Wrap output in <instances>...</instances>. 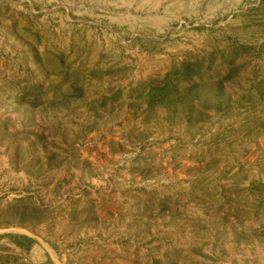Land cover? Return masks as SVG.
Returning a JSON list of instances; mask_svg holds the SVG:
<instances>
[{
  "label": "rangeland",
  "instance_id": "374dc122",
  "mask_svg": "<svg viewBox=\"0 0 264 264\" xmlns=\"http://www.w3.org/2000/svg\"><path fill=\"white\" fill-rule=\"evenodd\" d=\"M0 264H264V0H0Z\"/></svg>",
  "mask_w": 264,
  "mask_h": 264
},
{
  "label": "trees",
  "instance_id": "16d2710c",
  "mask_svg": "<svg viewBox=\"0 0 264 264\" xmlns=\"http://www.w3.org/2000/svg\"><path fill=\"white\" fill-rule=\"evenodd\" d=\"M8 237H11L13 239H18L19 241H22L23 243H25V245L16 244V246L22 249H25V250H29L30 245L33 243V241L30 238H27L26 236H8Z\"/></svg>",
  "mask_w": 264,
  "mask_h": 264
}]
</instances>
